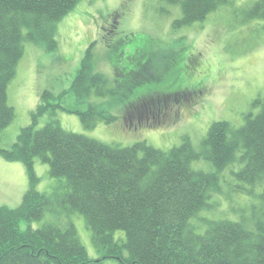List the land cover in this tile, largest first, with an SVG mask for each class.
Masks as SVG:
<instances>
[{
	"label": "trees",
	"instance_id": "1",
	"mask_svg": "<svg viewBox=\"0 0 264 264\" xmlns=\"http://www.w3.org/2000/svg\"><path fill=\"white\" fill-rule=\"evenodd\" d=\"M80 1L0 0V134L15 118L7 88L24 57V41L54 50L57 23ZM166 1L181 5L182 17L175 28L202 22L228 3ZM247 7L246 19H264V0ZM142 83L136 78L131 88ZM71 91L78 104L87 105L86 110L74 112L85 128L93 129L98 122H118L119 117L106 109L121 101L117 88H110L104 75L94 73L90 53L84 57ZM93 95L112 100L96 104L91 102ZM61 98L42 92L31 125L21 129L11 149L0 148L4 159L25 166L29 180L18 209L0 207V264H264V219H258L252 229L229 220L206 221L202 235L191 224L192 218L210 207L212 193L220 191V173L236 160L242 167L235 176L248 187L243 190L252 194L256 186L263 187L264 200V98L253 102L259 110L246 116L241 127L213 123L201 153L188 139L169 151L146 142L120 148L68 132L54 119L40 128L45 115L54 117L58 109L63 110ZM37 158L48 166L51 178L63 180L52 195L37 189ZM201 159L211 162L217 172L195 170L192 163ZM46 213L83 216L101 256H88L72 222L19 230L21 221H39ZM116 231L126 233L124 243L115 240Z\"/></svg>",
	"mask_w": 264,
	"mask_h": 264
},
{
	"label": "rangeland",
	"instance_id": "2",
	"mask_svg": "<svg viewBox=\"0 0 264 264\" xmlns=\"http://www.w3.org/2000/svg\"><path fill=\"white\" fill-rule=\"evenodd\" d=\"M255 1L228 0L204 21L175 28L174 23L182 17L180 4L166 0H81L57 23L54 50L46 44L24 41V57L7 88L15 118L0 134V148L11 149L21 129L31 125V114L46 90L56 97L62 95L59 102L63 110L58 109L54 117L45 115L40 128L54 119L68 132L120 148L146 142L169 151L188 139L201 153L213 123L224 121L233 128L241 127L246 116L259 110L253 102L264 98V19L248 20L244 14ZM87 53L93 57L94 73L104 75L109 87L117 88L116 96L121 100L106 105L119 117L118 122H98L93 129L85 128L74 113L86 110L87 105L78 104L71 91ZM136 78L143 83L132 89ZM108 99L93 95L91 102ZM34 167L40 179L38 191L52 195L63 180L51 178L48 166L39 158ZM192 167L217 172L205 159ZM241 167L236 160L220 173V191L212 193L210 207L191 219L198 234H204L206 221L229 220L252 229L258 219H264L263 187L256 186L252 194L244 191L248 187L235 176ZM28 188L25 166L0 156V207L18 209ZM67 222L74 223L88 256L99 258L93 233L80 214L54 217L46 213L39 221H21L19 230ZM114 238L122 244L126 233L116 231Z\"/></svg>",
	"mask_w": 264,
	"mask_h": 264
},
{
	"label": "flooded vegetation",
	"instance_id": "3",
	"mask_svg": "<svg viewBox=\"0 0 264 264\" xmlns=\"http://www.w3.org/2000/svg\"><path fill=\"white\" fill-rule=\"evenodd\" d=\"M165 103H168V100H167ZM160 111H162V110H160ZM160 111H159V112H160ZM158 116H160V115H158Z\"/></svg>",
	"mask_w": 264,
	"mask_h": 264
},
{
	"label": "bare ground",
	"instance_id": "4",
	"mask_svg": "<svg viewBox=\"0 0 264 264\" xmlns=\"http://www.w3.org/2000/svg\"><path fill=\"white\" fill-rule=\"evenodd\" d=\"M158 119L160 120L161 119V116H158Z\"/></svg>",
	"mask_w": 264,
	"mask_h": 264
},
{
	"label": "crops",
	"instance_id": "5",
	"mask_svg": "<svg viewBox=\"0 0 264 264\" xmlns=\"http://www.w3.org/2000/svg\"><path fill=\"white\" fill-rule=\"evenodd\" d=\"M23 172V171H22ZM24 177H25V175H24Z\"/></svg>",
	"mask_w": 264,
	"mask_h": 264
}]
</instances>
